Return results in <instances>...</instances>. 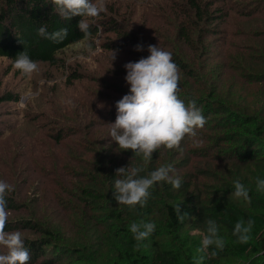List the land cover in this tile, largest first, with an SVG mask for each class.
Listing matches in <instances>:
<instances>
[{
	"label": "rangeland",
	"instance_id": "374dc122",
	"mask_svg": "<svg viewBox=\"0 0 264 264\" xmlns=\"http://www.w3.org/2000/svg\"><path fill=\"white\" fill-rule=\"evenodd\" d=\"M213 2L212 8L219 7L226 16L200 30L204 24L193 20L188 0H104L102 18H116L129 32V38L115 41L122 49L111 50L116 53L113 61L102 45L116 35L104 29L94 40L95 48L81 41L59 55L63 66L39 63L31 77L0 57V179L12 185L6 197L18 205L8 209L9 232L20 231L28 249L40 244L48 252L33 264L123 263L129 248L138 257L178 251L189 264L195 257L191 241L201 243L209 219L225 242L218 256H210L213 264H264V251H258V234L260 242L264 239V192L256 190L257 178L264 179V0ZM240 10L254 15H240ZM182 27L188 29L190 42ZM138 44L142 51L136 50ZM148 45L171 52L174 62H187L179 81V96L186 104L183 93L201 110V100L216 104L219 99L234 114L204 116L207 122L196 137H186L178 150L162 147L144 161L125 157L132 150L114 153L112 145H117L110 141L108 119L115 120L116 102L129 92L124 65L147 57ZM75 70L80 77L69 82ZM9 95L12 100L6 99ZM123 157L144 169L140 175L171 164V175L178 174L181 189L191 183L193 196L159 199L179 204L189 217L173 226L163 205L152 213L147 205L137 206L135 214L124 205V212L114 211L115 170L123 167ZM237 179L249 190L250 202L231 195ZM163 187L155 185L148 202H157ZM89 194L100 198L94 201ZM248 219L255 222L250 239L238 243L234 226ZM141 221L155 223L156 236L151 234L137 248L129 225ZM244 246L248 248L242 251Z\"/></svg>",
	"mask_w": 264,
	"mask_h": 264
},
{
	"label": "clouds",
	"instance_id": "9594fccd",
	"mask_svg": "<svg viewBox=\"0 0 264 264\" xmlns=\"http://www.w3.org/2000/svg\"><path fill=\"white\" fill-rule=\"evenodd\" d=\"M58 9V14L65 20L72 17H81L77 27L89 37V23L83 18H96L105 11L104 0H51ZM37 35L54 42L63 40L68 35L66 28L49 33L47 26L42 25L37 29ZM137 51H142L143 46L138 44ZM149 55L138 61L128 62L125 81L130 86L125 94L116 102V118L109 123V138L115 142L121 151L132 150L135 156L144 161L152 158L154 152L160 148L168 150L180 149L186 137L194 138L197 129H202L206 118L202 110L194 101L187 104L179 96L180 69L173 61L172 53L155 45H148ZM116 53L111 51V61L115 60ZM14 67L23 75L31 77L39 71V62L33 60L26 51L19 53L13 61ZM103 106V105H99ZM144 169L138 166L119 167L115 170L114 199L119 205H124L129 210L137 206L143 208L151 197V189L161 183L167 182L174 189L181 187V179L170 175L174 167L169 164L140 175ZM234 192L231 195L236 199L250 202L249 190L239 179L233 182ZM256 190L264 192V179L257 178ZM13 191L12 185L0 179V264H28L30 260L29 249L25 245L20 231H6L9 212L6 194ZM177 219L182 223L188 218L187 213L181 214L179 204L174 207ZM254 220H239L234 226L233 235L238 243H247L250 239ZM153 222H132L129 231L139 248L141 242L155 232ZM225 242L218 235V227L214 220L206 221V233L197 249L201 253L195 258L201 264L206 256L215 257L216 251L209 252L211 247L223 250Z\"/></svg>",
	"mask_w": 264,
	"mask_h": 264
},
{
	"label": "trees",
	"instance_id": "16d2710c",
	"mask_svg": "<svg viewBox=\"0 0 264 264\" xmlns=\"http://www.w3.org/2000/svg\"><path fill=\"white\" fill-rule=\"evenodd\" d=\"M4 2V4H2ZM0 57L7 58L11 61L13 64L14 59L16 56L26 51L27 54L35 61H38L39 63H46L50 66H63L64 60L59 56L63 51H65L70 46H73L75 44H78L81 41H89V46L91 48H95L96 44L94 43L95 38L98 36L99 33L102 32V29H104L106 32H111L116 35V38L109 37L110 40H108L106 43H103L102 47L105 51H111V50H121V47H116L119 43L115 42L116 40L126 39L129 38V32L126 33L124 31L123 27L120 25L119 21L116 18H111L110 21H106L104 18H102L101 15L97 17V20L95 22V18H83L86 19L89 23V32L91 35L89 37H85L84 34L78 29L77 24L81 17H72L70 20L63 19L58 14V9L55 8V5L51 2V0H0ZM188 3L190 4V8L194 11V18L193 20L196 22V24L203 23L204 26L200 28V30H206L209 28H212L211 26L213 23H215L214 19H221V16H226L225 14L222 15L221 10L219 7L216 9H213L214 6L213 0H188ZM223 9V8H222ZM240 9V8H239ZM240 15L248 16V15H254V12L252 10L248 11H242L240 10L238 12ZM42 25L47 26V31L49 33H53L58 31L59 29L66 28L68 30V35L63 40H60L58 42H54L50 39H45L43 37H40L37 35V29L41 27ZM181 32L183 33L182 36L185 39V41L191 40L188 29L185 27L181 28ZM216 31H214L215 33ZM213 34V32H210ZM179 58V57H178ZM175 63L178 65L179 69L185 70L189 67L187 66V62L180 59L175 61ZM14 65V64H13ZM240 66H238V70H240ZM243 74H239L240 77H244ZM80 76L78 75L77 70L72 72L69 75V82H72L73 80L78 79ZM256 78V77H255ZM254 78V79H255ZM259 78V77H258ZM258 78L253 81H258ZM245 80H251V79H245ZM184 98L187 99L189 102L190 96H187L186 93L182 94ZM6 99L12 100L13 96H6ZM213 101V100H212ZM200 102V101H199ZM216 104H213V102L210 101V99H204L201 100L202 105V114L207 118L212 114H222L228 115L231 112V107L225 103L222 100L217 99ZM227 113V114H226ZM234 114V113H233ZM232 115V114H231ZM242 118V116H241ZM244 118V117H243ZM242 118V119H243ZM113 123L114 116H111V119H108ZM189 138V137H188ZM114 150V153L117 152L118 148L114 147L112 145V148ZM174 151V150H172ZM171 151V152H172ZM128 152L125 157H131L130 159L137 158L135 157L133 152ZM170 152V153H171ZM141 159V157H138ZM125 158L120 159V163H122L123 167L131 166V160L128 158L124 160ZM174 177H177V173ZM108 175V173H107ZM171 175V174H170ZM109 176V175H108ZM164 183V182H162ZM162 183H159L160 187L162 186ZM191 187V183L189 186H186L183 189H174L171 184L166 185L163 187V191L158 193V196L156 199L159 198H166L168 200H179L184 198L187 199L188 197L193 196V192H189V188ZM176 192L175 195L173 193ZM88 193V192H87ZM156 193V192H155ZM92 195V194H89ZM93 200L99 199V195H92ZM7 201V208L8 209H16L18 205L15 204V201L13 198H7L5 197ZM112 205L115 203V201H110ZM158 202V203H157ZM157 202H151L149 201L147 203V211L149 213H152L155 210V207L157 205H163L168 213V219L172 221V225L176 226L177 222L179 221L177 219L176 213L174 212L175 205L170 204L167 202V200H157ZM175 204V203H174ZM124 207L117 204L116 207L113 208V210L116 212L123 211ZM221 209V207H218ZM140 208H136L135 210H132V212L135 214L139 211ZM182 214V213H181ZM111 216L113 217V213L111 212ZM110 218L112 220L117 219L118 215L115 218ZM261 218L264 219V216H261ZM23 224L27 222L26 220L21 221ZM174 223V224H173ZM11 224V223H10ZM11 228V225L7 223L6 231H9ZM261 232V226L256 228V234ZM153 237L156 236V234H152ZM259 241V234H258V251H260V248L264 251V239H260ZM157 245V243H156ZM201 246V243H199L196 240L191 241V247L193 249V254L195 255L194 260H192L189 264H197V261L195 258H198L201 253L197 252V249ZM43 246L40 247V244L37 245H29V252H30V260L28 261V264H33L35 258L44 256H48V252L46 249H42ZM159 249V246L156 247ZM248 248V246H244L241 248L242 251H245ZM46 250V251H45ZM62 250V249H61ZM216 251L217 255H219L218 249H215L214 247H211L209 249V252ZM60 253V249L58 251ZM59 256V255H58ZM57 256V257H58ZM56 257V258H57ZM52 262V261H49ZM47 261H45V264H51ZM115 264H187L184 260L181 259V255L178 251L174 250H156L155 253L152 256H142L139 255L136 256V254H133L131 248L126 250V256L123 263H115ZM201 264H213V260L210 256H206Z\"/></svg>",
	"mask_w": 264,
	"mask_h": 264
}]
</instances>
